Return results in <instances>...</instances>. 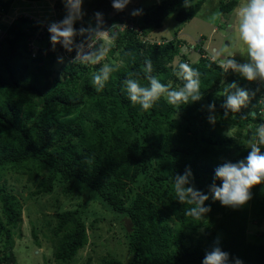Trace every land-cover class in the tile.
<instances>
[{
    "label": "trees",
    "instance_id": "obj_1",
    "mask_svg": "<svg viewBox=\"0 0 264 264\" xmlns=\"http://www.w3.org/2000/svg\"><path fill=\"white\" fill-rule=\"evenodd\" d=\"M203 1L165 0L138 8L142 15L134 16L113 8L112 0H82V8L97 19L93 29L84 20L73 21L70 0H54L57 10L64 9L60 19L71 17L74 30L65 50L73 49L69 54L74 55V38L96 37L92 52L106 53L95 64L85 59L89 54L84 60L65 55L56 68L58 56L47 48L49 41L37 48L36 57L30 55L28 42L39 39L40 23L29 17L6 22L3 13L10 0H0V264H17L13 235L26 199L7 187V179L2 181L7 174L24 180L28 198L53 195L55 210L45 227L56 264H68L88 243L87 230L103 220L95 216L86 223L90 200L98 201L122 228L123 218L128 220L123 235L129 264H203L215 248L228 253L227 264L237 258L243 264H264V231L251 232V223H264V182L253 186L244 205H222L212 192L213 184H220L215 169L245 159L247 141L264 122V77L249 81L231 68L225 71L222 59H212L203 40L192 46L191 36L179 33ZM236 3L227 0L218 8L228 13ZM172 17L177 23L171 37H148ZM101 29L108 30L107 39L97 36ZM104 63L111 71L98 92L92 77ZM181 63L199 71V100L172 105L162 97L148 111L128 100L122 83L127 78L147 86L148 77L155 76L169 90L183 89L186 81L177 74ZM89 68L95 73L88 74ZM233 81L249 95L236 113L223 107L227 96L220 94ZM186 171L190 175L181 187L208 197L201 206L209 210L199 218L187 214L195 207L188 203L190 194L181 201L173 187ZM83 195V201L62 209L65 201ZM103 263L125 264L116 256Z\"/></svg>",
    "mask_w": 264,
    "mask_h": 264
},
{
    "label": "clouds",
    "instance_id": "obj_2",
    "mask_svg": "<svg viewBox=\"0 0 264 264\" xmlns=\"http://www.w3.org/2000/svg\"><path fill=\"white\" fill-rule=\"evenodd\" d=\"M70 2L72 9L78 13L80 5L82 4V0H70ZM129 2L130 0H112V7L122 10ZM17 3L25 6H27L29 3L30 5L26 8H28L30 11H33V7L31 6L32 1L18 0ZM140 12V9H136L132 12V15H138ZM51 14L52 11L48 10V12L42 14L39 19L52 20L53 16H51ZM236 14L239 19V36L243 43L247 45V54L250 57L251 62L238 64L234 59L224 58L223 53H217L220 58L222 57L220 66L225 71L231 68L239 72L245 79L249 81L255 80L258 76L264 77V0H248L244 6L238 7ZM96 15L99 17L101 14L97 13ZM57 16L61 23H53L50 25L48 29V31L51 33L50 40L53 42V44L60 41L67 48L72 43L74 32L71 24V17L62 21L59 17V14ZM7 21H9V19ZM12 21L13 20H11V22ZM229 27H231V25H229ZM97 34L99 37L105 39L108 38L107 29H101ZM31 40H29V42ZM50 40L49 36H47L46 39L42 36L40 39H35L34 44L37 48L40 47L39 49H41L42 45ZM35 41H40V43L37 45ZM78 41L83 40L82 38L78 37L74 38L75 44ZM47 43V48L50 49L49 42ZM37 48L35 49V54L33 55L30 46L28 47L31 57H36V53L40 52L37 50ZM51 50L56 51L57 56L60 55L61 58L65 56L60 53L56 47L51 48ZM69 51L71 50H65L64 54H67L68 56ZM87 54H89L91 57H86L85 59L90 60V62L93 64L98 63L99 60L104 56V52H101L99 55L95 56L92 50H90V52ZM84 55L78 59L84 60ZM144 63L145 67L151 71V60L146 59ZM179 69L180 71L177 74L182 76L186 81L183 89L181 90H169V86L162 84L155 76L148 77L147 86L142 85L135 78L125 79L122 83L128 100L133 105H139L144 111L152 109L162 97H165L167 102L172 105H178L180 103L186 104L189 102V99H191V101L199 100L201 97L199 91L200 80L198 69L187 63H181L179 65ZM110 71L111 69L106 65L100 74L94 75L92 77V84L96 91L99 92L105 88V82L109 79ZM229 89H236V91L231 93L229 92ZM165 93L166 96H164ZM220 94L227 96L223 107L225 109L231 110L233 113L239 112L241 107L244 106L249 99L248 92L240 88L235 81L225 86ZM209 108H214V105L209 104ZM225 115H227V112ZM208 120L210 123H214L215 117L209 115ZM247 144L250 147V151L247 153L245 159L237 163H224L215 169V177L220 181V184L219 186L213 184L212 192L214 198L219 200L222 205H244L252 197L251 189L253 186L264 182V151L261 150V146H264V122L258 125L255 136L249 139ZM188 175H190V171H186L185 175L183 176H178L173 187L178 193L181 201L188 198L190 194L191 198L188 199V203L195 202V207L188 209L187 214L199 218L202 213H205L209 210L207 207L201 206L203 205V202L208 199V197L207 195H201L197 192H193L191 188L181 187V185L186 182V176ZM227 262L228 253L221 251L219 248H215L203 260V264H227ZM235 264H243V261L237 258L235 260Z\"/></svg>",
    "mask_w": 264,
    "mask_h": 264
},
{
    "label": "rangeland",
    "instance_id": "obj_3",
    "mask_svg": "<svg viewBox=\"0 0 264 264\" xmlns=\"http://www.w3.org/2000/svg\"><path fill=\"white\" fill-rule=\"evenodd\" d=\"M43 1L42 4L37 5L36 12L31 13L35 18L41 17L48 10L52 12V9L56 10V6L54 8L50 6V4L54 5V0ZM163 1L165 0H130L124 7V10L132 14L134 10L140 7H151ZM224 1L227 0H204L197 14L181 26L179 33L187 32L191 36L189 41L192 43V46L203 40V46H205L208 52L212 53V58L220 57L217 53H223L224 58L237 60L239 64L250 63L251 59L247 54V45L243 43L239 36V19L236 14L238 7L244 6L248 0H237L232 11L228 13L221 12L218 8L220 2L222 3ZM17 2L18 0H15V3ZM45 3L47 6L42 7ZM27 5L30 4L28 3ZM63 12L64 9L62 7L59 8V15ZM141 15L142 13L140 12L138 16ZM72 18L75 23L84 20V24L90 28L94 29L97 27L96 17H93L81 5L78 13L75 11L72 13ZM98 18L101 22L103 21L101 17ZM173 19L172 17L168 19V22L167 20L164 21V24H166L160 29L150 31L147 34L148 37L152 40H160L161 35L167 38L171 37L173 35L171 27L173 28L176 22ZM86 31L84 30V32ZM104 54L106 57L105 52ZM64 62L65 60L58 55L55 67L60 68ZM106 65L107 63H104L101 65V68L104 69ZM86 70L88 74L95 73L94 68ZM82 75H86V71ZM2 181H5L7 187L12 186L13 192L26 198L22 200L21 221L18 224L19 227L16 233L13 235V254L16 257L17 264H56L52 255L48 231L45 227V219H50L53 210H55L54 204L51 203L53 201V195L39 196L35 199L28 198L29 190L22 187L24 180L21 182L17 181L12 175L7 174ZM84 197L83 195L77 199L74 198L71 201H65L62 209L72 208L78 201H83ZM86 209L85 221L87 224H90L95 216L103 220L94 222L93 227L87 230L89 233L88 243L78 251L76 256L68 264H104V258L108 256L119 257L125 264H129L130 254L127 252L128 248L124 243L123 235V232L128 228V220L123 218L125 219L123 221L125 228H122L117 218H114L96 200H90ZM45 213H47L46 217ZM260 231H264V223L259 227L251 223V232L253 234L259 235ZM33 233L36 234V237ZM95 241L96 243H94Z\"/></svg>",
    "mask_w": 264,
    "mask_h": 264
},
{
    "label": "built area",
    "instance_id": "obj_4",
    "mask_svg": "<svg viewBox=\"0 0 264 264\" xmlns=\"http://www.w3.org/2000/svg\"><path fill=\"white\" fill-rule=\"evenodd\" d=\"M28 6L29 5L25 6V5H22L19 3H15V0L10 1L9 6H8V10L3 13V15H5V17H6V22H11V20H15L18 17H29V18H33L34 20H38L40 22V26H39L38 31H37V37L40 39L42 37V35H44V32H46L47 35L49 36V40H50L51 33L48 31L50 25L53 23H56V24L61 23V21L59 20V18L57 16L59 14L58 10L52 9L53 10V12L51 14V16H53L52 20L39 19V18H35L31 14V12H34V9L36 11L37 3L32 1L31 6L33 7V11H30L28 8H26ZM50 6L52 8H54L55 4L54 5L50 4ZM8 19H9V21H7ZM34 40H35V38H33L29 42V46H30V49H31L33 55L35 54V49L37 48L36 45L34 44ZM95 43H96V37L94 39H91L88 41H78L76 43L77 50H76L74 56H72L69 53H68V56L71 57L70 59L81 58L84 54H87L88 52H90V50H92ZM53 47L58 48V51L60 53H62L63 55H67V54H64V52H65L64 47L65 46L63 45L62 42L58 41L55 44H53V42L50 40L49 41V48L51 49ZM71 50H73V49H71ZM36 52H37V50H36ZM211 58H212V56H211ZM212 59H214V58H212ZM255 80L259 81V80H261V77L258 76Z\"/></svg>",
    "mask_w": 264,
    "mask_h": 264
}]
</instances>
